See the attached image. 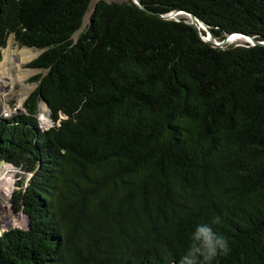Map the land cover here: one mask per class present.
Returning a JSON list of instances; mask_svg holds the SVG:
<instances>
[{
	"label": "trees",
	"instance_id": "1",
	"mask_svg": "<svg viewBox=\"0 0 264 264\" xmlns=\"http://www.w3.org/2000/svg\"><path fill=\"white\" fill-rule=\"evenodd\" d=\"M0 0L11 37L41 53L25 114L0 118V163L29 179L12 197L28 229L0 264H180L197 226L224 236L212 264H264V0ZM52 126L42 130L37 105Z\"/></svg>",
	"mask_w": 264,
	"mask_h": 264
},
{
	"label": "rangeland",
	"instance_id": "2",
	"mask_svg": "<svg viewBox=\"0 0 264 264\" xmlns=\"http://www.w3.org/2000/svg\"><path fill=\"white\" fill-rule=\"evenodd\" d=\"M98 1L100 0H92L90 2L88 9L82 19L80 29L72 35L73 40L78 37V35L85 29V27L89 23V17L93 11L95 3ZM103 1L123 3L133 2L134 0ZM177 18L185 19L187 23L191 22L190 18L184 14L178 15ZM169 19L175 18L170 17ZM247 43V40H237L234 42H228L222 47L230 45H244ZM40 53L41 51L36 49L18 48L14 45L11 37L8 39L6 47L2 50V60L0 61V111L10 110L12 112V117L20 114H25L24 102L37 86V83H31L30 79L39 73H45L44 71L34 70L28 67V64L33 61ZM5 57L8 58L7 61L4 59ZM9 73L11 75H9ZM4 80L5 83L7 82L6 84H4ZM36 118L42 130H46L52 126V122L48 117L47 106L43 102H39L37 105ZM6 168L10 169L13 179L11 192L9 194L4 195L3 197L0 194V200L3 202L0 205V238L3 236L4 233L10 230L22 229L26 226L27 221L26 216H24L22 212L13 211L12 197L15 192L20 190L19 185H21L22 183L23 185H25V183L28 181L29 174H24L22 171L13 167L10 164L0 163V173Z\"/></svg>",
	"mask_w": 264,
	"mask_h": 264
},
{
	"label": "clouds",
	"instance_id": "3",
	"mask_svg": "<svg viewBox=\"0 0 264 264\" xmlns=\"http://www.w3.org/2000/svg\"><path fill=\"white\" fill-rule=\"evenodd\" d=\"M228 251L227 239L209 225L202 224L192 234L191 243L180 264H212L218 255L227 254Z\"/></svg>",
	"mask_w": 264,
	"mask_h": 264
},
{
	"label": "water",
	"instance_id": "4",
	"mask_svg": "<svg viewBox=\"0 0 264 264\" xmlns=\"http://www.w3.org/2000/svg\"><path fill=\"white\" fill-rule=\"evenodd\" d=\"M133 3L140 10L145 12L146 14L153 15V16H158L157 14L147 10L140 3V0H134ZM181 14L187 15L190 18L191 22L188 23V24L197 32V34H198L199 38L201 39V41L204 42L205 44H207L208 46L212 47V48H221L224 44L228 43L232 37L244 38V39H246L248 41L247 44H249L250 46H264V42L258 41L254 37H249V36H246V35H243V34H238V33L229 34V35L226 36V38L223 41L217 42L215 39L211 38V35L207 31V27L201 21H199L194 15L189 14V13L184 12V11H176V12L171 13L168 16H160V18L169 19L170 17H173V18H175V20L179 21L177 16L181 15ZM22 214H24V213L22 212ZM24 216H26V215L24 214ZM26 218H27L26 226L22 228V229H25V230L28 229L29 226H30L29 219H28L27 216H26Z\"/></svg>",
	"mask_w": 264,
	"mask_h": 264
},
{
	"label": "bare ground",
	"instance_id": "5",
	"mask_svg": "<svg viewBox=\"0 0 264 264\" xmlns=\"http://www.w3.org/2000/svg\"><path fill=\"white\" fill-rule=\"evenodd\" d=\"M237 40H246L244 38H239V37H232L230 39L229 42H234V41H237ZM6 54V53H5ZM26 54V53H25ZM28 55V54H27ZM9 56V55H8ZM20 58V57H19ZM6 61L8 60L7 57L4 58ZM23 59V58H22ZM9 65V64H8ZM7 65V66H8ZM6 66V65H4ZM3 67V66H2ZM19 73V72H18ZM9 75H11L9 73ZM8 75V76H9ZM5 79V78H4ZM13 79V78H12ZM1 80V79H0ZM3 80V79H2ZM14 80V79H13ZM17 81V80H16ZM7 83V82H6ZM5 83V80H4V84ZM12 179H13V176H12V173L10 172V169L6 168L4 169L3 171H1L0 173V194L1 196L3 197L4 195L6 194H9L12 190ZM3 202L0 200V205L2 204ZM4 215V214H3ZM4 228V227H3ZM0 230H1V227H0Z\"/></svg>",
	"mask_w": 264,
	"mask_h": 264
},
{
	"label": "built area",
	"instance_id": "6",
	"mask_svg": "<svg viewBox=\"0 0 264 264\" xmlns=\"http://www.w3.org/2000/svg\"><path fill=\"white\" fill-rule=\"evenodd\" d=\"M11 114V115H10ZM10 115V116H9ZM12 117V112L10 110H3L0 111V118L2 119H9Z\"/></svg>",
	"mask_w": 264,
	"mask_h": 264
}]
</instances>
